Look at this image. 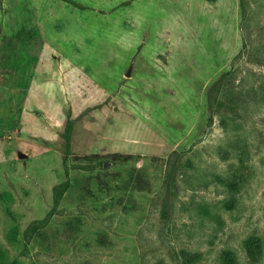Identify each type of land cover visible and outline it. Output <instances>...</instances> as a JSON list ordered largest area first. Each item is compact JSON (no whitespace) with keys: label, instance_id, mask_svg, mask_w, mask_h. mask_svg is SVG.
Here are the masks:
<instances>
[{"label":"rangeland","instance_id":"obj_1","mask_svg":"<svg viewBox=\"0 0 264 264\" xmlns=\"http://www.w3.org/2000/svg\"><path fill=\"white\" fill-rule=\"evenodd\" d=\"M240 22L239 0H0V46L40 36L0 67L27 91L0 138V264H264V0L250 60Z\"/></svg>","mask_w":264,"mask_h":264},{"label":"trees","instance_id":"obj_2","mask_svg":"<svg viewBox=\"0 0 264 264\" xmlns=\"http://www.w3.org/2000/svg\"><path fill=\"white\" fill-rule=\"evenodd\" d=\"M240 12H241V22L240 30L243 40L242 52L240 53L243 59L250 60L253 53H256L260 46L255 45V38L253 36L252 25H251V0H239ZM8 39H4L0 46V67L4 64L3 56L4 54L13 53L18 50L20 47L25 45L35 46L36 42H40V36L37 31H19L18 33L8 36ZM264 49V46L263 48ZM248 57V58H247ZM238 59V57H236ZM10 72L5 69H0V138L15 129V125L18 121L20 115V107L23 104L27 91L24 88L16 90L11 82ZM222 81L218 82L211 90L212 93H216L221 86ZM11 94H14L13 96ZM211 101V99H210ZM75 121L72 119V114L69 113L67 117V124L64 132V139L66 142V151L67 155L70 152L71 147V137L74 130ZM94 158H101L105 161H108L112 164H127L130 163L139 156L135 155H126V154H111L104 157L94 156ZM153 160H158L156 157L152 158ZM177 160L174 161V163ZM243 163V162H242ZM72 188V183L70 179V174L67 170V179L66 181L59 185L56 190V198L59 199L64 192H69ZM45 221H40L42 225L46 224ZM40 228V227H39ZM40 230V229H39ZM42 241L46 240L45 235H40ZM246 248L249 252L250 258L253 260L258 259L261 255L262 242L259 238H252L246 242ZM182 257L186 262H193L195 257L188 251L181 252ZM226 263H234V258L232 254L226 255Z\"/></svg>","mask_w":264,"mask_h":264},{"label":"water","instance_id":"obj_3","mask_svg":"<svg viewBox=\"0 0 264 264\" xmlns=\"http://www.w3.org/2000/svg\"><path fill=\"white\" fill-rule=\"evenodd\" d=\"M130 70L128 71V73L126 74L127 77H130Z\"/></svg>","mask_w":264,"mask_h":264}]
</instances>
